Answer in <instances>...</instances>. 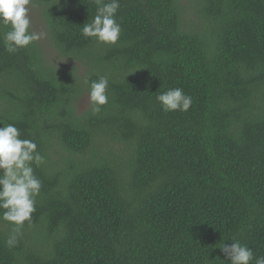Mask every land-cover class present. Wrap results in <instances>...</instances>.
Instances as JSON below:
<instances>
[{
  "label": "trees",
  "instance_id": "obj_1",
  "mask_svg": "<svg viewBox=\"0 0 264 264\" xmlns=\"http://www.w3.org/2000/svg\"><path fill=\"white\" fill-rule=\"evenodd\" d=\"M34 2L82 72L0 41V127L44 157L15 246L0 219V264H230L231 238L264 256V0H120L111 45L82 35L91 0ZM99 76L108 104L79 111ZM170 88L188 111L163 110Z\"/></svg>",
  "mask_w": 264,
  "mask_h": 264
},
{
  "label": "clouds",
  "instance_id": "obj_2",
  "mask_svg": "<svg viewBox=\"0 0 264 264\" xmlns=\"http://www.w3.org/2000/svg\"><path fill=\"white\" fill-rule=\"evenodd\" d=\"M59 3V0L56 4ZM95 12L81 29L86 38L98 43L116 44L121 36V24L117 21L120 0H91ZM34 0H0V32L5 50L12 54L39 41L43 33L32 30L31 8ZM92 111L98 113L108 104L109 79L99 76L96 80H85ZM165 112H186L192 97L181 88H170L156 96ZM44 157L37 151V144L21 138L20 130L12 123L0 127V219L13 225L12 234L5 241L8 247L18 242V234L25 222H30L35 212L36 197L42 182L35 175L33 165L40 166ZM231 244L222 243L220 248L230 264H264V256L256 257L252 249L231 238Z\"/></svg>",
  "mask_w": 264,
  "mask_h": 264
},
{
  "label": "rangeland",
  "instance_id": "obj_3",
  "mask_svg": "<svg viewBox=\"0 0 264 264\" xmlns=\"http://www.w3.org/2000/svg\"><path fill=\"white\" fill-rule=\"evenodd\" d=\"M189 5V3L187 4ZM192 12L191 10H188ZM31 18H32V30L43 33L42 38L38 41L41 45L44 56L47 58L48 62L61 69H69L71 67H77L80 72H82L81 63L78 59L74 57L64 56L60 54L52 45L47 25L43 19L41 13V7L34 2V6L31 8ZM193 18L197 19L195 13H193ZM90 100L88 92H84L78 101L79 111H84L90 106Z\"/></svg>",
  "mask_w": 264,
  "mask_h": 264
}]
</instances>
